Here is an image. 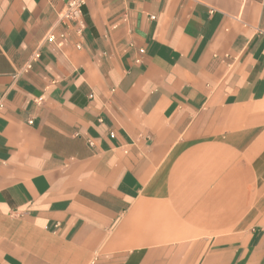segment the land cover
<instances>
[{"label":"crops","instance_id":"0c3cea01","mask_svg":"<svg viewBox=\"0 0 264 264\" xmlns=\"http://www.w3.org/2000/svg\"><path fill=\"white\" fill-rule=\"evenodd\" d=\"M69 1L0 0V264H264V0Z\"/></svg>","mask_w":264,"mask_h":264},{"label":"built area","instance_id":"2783aa9c","mask_svg":"<svg viewBox=\"0 0 264 264\" xmlns=\"http://www.w3.org/2000/svg\"><path fill=\"white\" fill-rule=\"evenodd\" d=\"M89 0H70L68 2V4L65 7L64 12L62 13V17H61V21L63 23H72V22H76L80 25L77 34L81 37L82 36V31H83V27H84V22L82 20L83 17V9L84 7L87 5ZM124 20L126 21V16L124 17ZM61 39L65 38V35L62 34L60 35ZM57 37L54 34H50L47 37V41L50 43H54L56 42ZM77 48H81V45H76ZM40 55L39 53L35 54V58H39ZM5 101H6V97L5 95H1L0 96V113L4 110L5 108ZM29 124H32V122L30 121Z\"/></svg>","mask_w":264,"mask_h":264}]
</instances>
